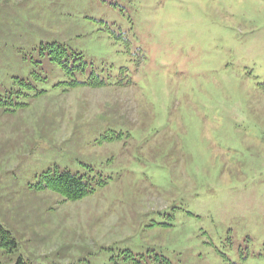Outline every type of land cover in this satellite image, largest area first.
I'll use <instances>...</instances> for the list:
<instances>
[{
    "label": "rangeland",
    "instance_id": "1",
    "mask_svg": "<svg viewBox=\"0 0 264 264\" xmlns=\"http://www.w3.org/2000/svg\"><path fill=\"white\" fill-rule=\"evenodd\" d=\"M0 100V264H264V0H0Z\"/></svg>",
    "mask_w": 264,
    "mask_h": 264
},
{
    "label": "trees",
    "instance_id": "2",
    "mask_svg": "<svg viewBox=\"0 0 264 264\" xmlns=\"http://www.w3.org/2000/svg\"><path fill=\"white\" fill-rule=\"evenodd\" d=\"M52 45V44H50ZM58 49L55 55H51V60L59 61V63L65 68H78L81 64L78 65H69L67 66L68 59L63 58L66 54L65 48L60 45H57ZM79 57L77 60H81V63L85 62L83 56L80 53H77ZM18 79V78H17ZM23 81L25 86H28L26 80ZM79 83V81H78ZM0 103L3 106L9 105L7 101L0 100ZM42 187L48 188L50 191L63 196L68 200H79L90 194L94 189L88 181H85L83 175L80 173H73L70 170L61 171L59 167H56L54 170H49L43 173L41 176ZM18 247V242L14 237V234L11 230L6 229V227L0 222V248H4L8 251H13ZM16 264H29L22 259H19Z\"/></svg>",
    "mask_w": 264,
    "mask_h": 264
}]
</instances>
